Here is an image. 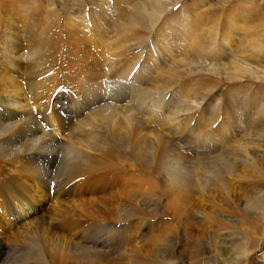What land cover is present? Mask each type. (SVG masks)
<instances>
[{"label":"rangeland","instance_id":"rangeland-1","mask_svg":"<svg viewBox=\"0 0 264 264\" xmlns=\"http://www.w3.org/2000/svg\"><path fill=\"white\" fill-rule=\"evenodd\" d=\"M107 83L117 109L68 116ZM3 96L64 144L69 192L53 211L0 156L11 264H264V0H0ZM98 224L115 249L82 248Z\"/></svg>","mask_w":264,"mask_h":264},{"label":"bare ground","instance_id":"bare-ground-1","mask_svg":"<svg viewBox=\"0 0 264 264\" xmlns=\"http://www.w3.org/2000/svg\"><path fill=\"white\" fill-rule=\"evenodd\" d=\"M101 91H103V93H101L100 95H97L94 98V100L88 102L87 104H84L83 108L81 107V110H80L81 112L78 115L76 113L73 114L72 111H68L67 112L68 116L73 117L76 120V118L78 116L80 117V115L83 114L84 111H87L90 107L95 106V105H99V104H105L106 106H108L111 109H117V107L114 106V103L115 102L121 103L122 101L125 100L124 99L125 96H124L123 92L122 91L120 92L119 89L113 85V83H107V85H105V87ZM9 98L11 99V97H9V96H3L2 98H0V156H2L1 160L3 159L5 161H11V159H15L18 156L23 157L24 160H26V169L31 170L32 174L35 178H38L39 176H41L42 180H48L49 181L47 183V185L45 184V187H44V190L45 189L47 190V194H45V195H48V198H49L50 193H51V195L54 194V197L56 198L57 202L58 201L59 202L57 204H55L54 206L51 205V209L53 211L62 212V210L60 209V206L65 207V204H63V203L59 204L61 201L60 197L61 196L65 197L66 194L69 192H64L61 189H60L61 190L60 191L58 187L63 185V183H64L63 179L61 181L60 179L62 177L59 179L58 177H56V176L53 177V176L55 173H58L60 175L61 170H59V164H60L59 157H60V155L63 154L65 146H64V144H61V142H59V140H58L59 138L57 135H54V136L48 135L49 133L47 134L44 131V127H42L40 125V122L38 120H35L36 118H34L33 116L32 117L30 116L29 119L27 121H24V122L23 121H17V122L14 121L13 118L16 117L18 114L15 113V111L13 112L12 110L14 109V107L17 106V104H16V100H10ZM108 102L110 103V105L107 104ZM65 109H66V107H65ZM9 111H11V112H9ZM111 111L117 112L116 110H111ZM71 120H73V119H71ZM114 131L116 132V130H114ZM206 140L207 139L204 138L201 142H199L200 145L199 144L198 145L193 144V147L188 146L190 152H192V153L193 152H199L200 153V150L203 148V146L205 147V142H207ZM188 145H189V143H188ZM109 148L111 149V146ZM112 148H114V146ZM72 157H73V154H69V156H67L68 162L72 159ZM62 160H64V159H62ZM78 161H80V160H78ZM47 163L53 164V166L47 167ZM69 163H71V162H69ZM76 164L77 163H75V165ZM67 165H69V164H67ZM24 166H25V164H24ZM76 168L77 167H75V169ZM68 177H70V176H68ZM65 182H66V180H65ZM52 187L54 190L52 189L50 191V188H52ZM131 194L132 193L130 192V190H129V192L123 191V192L119 193V195H122V197H126L127 195H131ZM48 198H46L44 196V200H43L44 204L47 203ZM57 198H59V199H57ZM115 201H117V199H115ZM102 205H107V202H104ZM261 205L264 208V201L261 203ZM110 206H112V205L110 204ZM108 207H109V205H108ZM71 208H72V206L69 205L68 210H71ZM39 210H40L39 206H36V208L30 209L26 215L27 216L32 215V214L34 215ZM40 221H41V219H39V222ZM107 226L105 224H98L96 229L93 231V237H91V239L89 241L90 246L85 245V246H82V248H84L85 250H94V251H97L98 249H107V248L115 249V247H114V245H115L114 238L115 237L113 236L112 232L110 231V228ZM173 241H176V239H174ZM12 251H13L12 248H10V249L6 248V246L3 245L2 242L0 241V260H3L6 264H11L10 260H12L14 257ZM173 264H177V263L173 262Z\"/></svg>","mask_w":264,"mask_h":264},{"label":"clouds","instance_id":"clouds-1","mask_svg":"<svg viewBox=\"0 0 264 264\" xmlns=\"http://www.w3.org/2000/svg\"><path fill=\"white\" fill-rule=\"evenodd\" d=\"M62 90V89H61ZM40 122H43V118L40 116V119H39Z\"/></svg>","mask_w":264,"mask_h":264}]
</instances>
